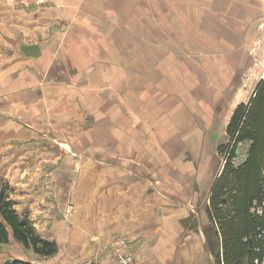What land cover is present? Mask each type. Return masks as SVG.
I'll use <instances>...</instances> for the list:
<instances>
[{"label":"crops","instance_id":"obj_1","mask_svg":"<svg viewBox=\"0 0 264 264\" xmlns=\"http://www.w3.org/2000/svg\"><path fill=\"white\" fill-rule=\"evenodd\" d=\"M263 23L264 0H0V145L33 147L6 178L57 254L17 247L115 264L124 238L131 264H218L217 147L264 79L245 90Z\"/></svg>","mask_w":264,"mask_h":264},{"label":"trees","instance_id":"obj_2","mask_svg":"<svg viewBox=\"0 0 264 264\" xmlns=\"http://www.w3.org/2000/svg\"><path fill=\"white\" fill-rule=\"evenodd\" d=\"M225 133V142L217 147L222 173L210 188L207 207L220 239L217 263L264 264V79L255 84L247 103L236 106ZM243 144L245 159L234 167ZM13 194L7 182H0V245L12 239L34 255L55 256L56 244L39 236L28 214L16 210Z\"/></svg>","mask_w":264,"mask_h":264},{"label":"rangeland","instance_id":"obj_3","mask_svg":"<svg viewBox=\"0 0 264 264\" xmlns=\"http://www.w3.org/2000/svg\"><path fill=\"white\" fill-rule=\"evenodd\" d=\"M258 29V28H257ZM237 34H234V36H236ZM250 40H249V49L247 51L248 55H249V73L250 75L248 76V81H249V85L248 87H246V91L250 90L251 84H253V82H255L259 76H263L264 73V69L262 67H264V62H263V56H264V32H260L259 30L256 31V33H253L252 35L249 36ZM1 39V36H0ZM234 49V48H233ZM2 48L0 46V67L2 65V62H4L5 58H6V50H2L5 52H1ZM235 50V49H234ZM242 51V50H239ZM244 52V51H243ZM258 75V77H257ZM257 78V79H256ZM244 79V78H243ZM246 79V78H245ZM246 81V80H244ZM12 136V134H11ZM13 138V137H12ZM0 139H1V135H0ZM0 144H4L1 142L0 140ZM65 146V145H64ZM63 146V147H64ZM50 147V145H49ZM54 148H56V150L59 152V150L64 149L62 146H52ZM33 148V147H30ZM30 148H25V146L20 143L19 141H17V139H10L9 143L7 145H0V182H7L11 187L13 186L10 182H8V179L6 178L7 175V169L10 167V165L15 164L17 162V154L18 153H22L25 151L28 152H33L32 149ZM37 150L35 151H42L43 148H36ZM46 149V148H44ZM50 150V149H49ZM65 150V149H64ZM246 150V146L242 145L240 147V154H242V152H244ZM67 151V150H66ZM218 171L219 168H222V162L219 159L218 160ZM14 179V183H18L21 185V181L22 178H13ZM22 186V185H21ZM14 191H16L15 189H13ZM18 194L14 192L13 194V201L16 198V195ZM15 202V201H14ZM16 204V210L21 213V206L20 204H18L17 202H15ZM17 243H15L14 241H12L11 244H9L8 246H4V245H0V264H4L6 261H14V260H18L23 259L22 262H27V263H31L34 262L32 264H42L41 261H37L33 255H31V253H28V257L26 256L27 253H24L23 249H21V247H17L18 245H16ZM23 248V247H22ZM54 257V256H53ZM43 258L45 261L46 260H50L51 258Z\"/></svg>","mask_w":264,"mask_h":264},{"label":"built area","instance_id":"obj_4","mask_svg":"<svg viewBox=\"0 0 264 264\" xmlns=\"http://www.w3.org/2000/svg\"><path fill=\"white\" fill-rule=\"evenodd\" d=\"M260 32H264V23L258 26ZM264 41V40H263ZM264 57V56H263ZM264 62V58H263ZM264 69V67H262ZM264 73V71H263ZM264 78V75L262 76ZM247 148V144H243ZM246 150L240 154V148L236 155V158L232 160V165L237 167L245 159ZM109 251L115 261V264H131L133 261V255L130 249V245L124 238H115L110 243Z\"/></svg>","mask_w":264,"mask_h":264},{"label":"water","instance_id":"obj_5","mask_svg":"<svg viewBox=\"0 0 264 264\" xmlns=\"http://www.w3.org/2000/svg\"><path fill=\"white\" fill-rule=\"evenodd\" d=\"M21 50L26 56H30V57H35L38 54V52H39L37 47L22 48ZM221 173H222V169H221ZM4 264H11V262L10 261H6Z\"/></svg>","mask_w":264,"mask_h":264}]
</instances>
